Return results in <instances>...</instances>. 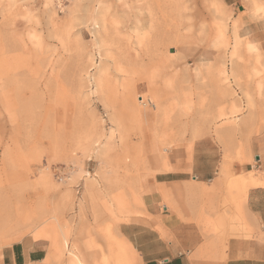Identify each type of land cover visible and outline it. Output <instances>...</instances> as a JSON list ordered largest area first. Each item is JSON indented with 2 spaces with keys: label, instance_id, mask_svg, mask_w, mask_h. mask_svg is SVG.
<instances>
[{
  "label": "rangeland",
  "instance_id": "1",
  "mask_svg": "<svg viewBox=\"0 0 264 264\" xmlns=\"http://www.w3.org/2000/svg\"><path fill=\"white\" fill-rule=\"evenodd\" d=\"M241 1L0 0V264L24 238L45 264H138L120 225L192 208L253 234L232 183L264 177V0ZM195 150L217 177L166 182Z\"/></svg>",
  "mask_w": 264,
  "mask_h": 264
},
{
  "label": "crops",
  "instance_id": "2",
  "mask_svg": "<svg viewBox=\"0 0 264 264\" xmlns=\"http://www.w3.org/2000/svg\"><path fill=\"white\" fill-rule=\"evenodd\" d=\"M240 10L241 0H224ZM258 34V32H253ZM209 152L194 151L188 171L166 172L168 183H207L219 174L220 162ZM239 176V175H238ZM259 186L248 190L245 208L253 226L247 237L233 236L225 242L217 234L203 232L197 211L184 213V219L166 214L158 228L141 221L120 225L119 233L136 251L138 264H264V177ZM158 221V219H157ZM48 246L43 239L24 238L2 250V264H45Z\"/></svg>",
  "mask_w": 264,
  "mask_h": 264
},
{
  "label": "bare ground",
  "instance_id": "3",
  "mask_svg": "<svg viewBox=\"0 0 264 264\" xmlns=\"http://www.w3.org/2000/svg\"><path fill=\"white\" fill-rule=\"evenodd\" d=\"M142 5H143V9H144V7L146 8V10H145V13H146L145 22H147V23L150 21L152 22V20L150 18L151 10L149 9V6H151V5H148L147 3H143ZM147 17H148V19H147ZM151 22H150V24H151ZM220 74H221V72L219 71L218 75H220ZM227 79H228V77L225 76L224 80H227ZM248 102H251V101L248 100ZM232 184H234V186L236 185L239 187L240 193L237 191V189H236V191L239 193V195L241 194V197L244 198V200H246L245 198H246V195H247L249 188L259 186L260 184H263V183H261V180L255 178V177H252L249 175L247 177H245L243 175H239L238 177H236L234 179V182ZM242 201H243V199H242ZM105 263L106 262H103L102 264H105ZM97 264H99V263H97ZM114 264H120V261L119 262L116 261Z\"/></svg>",
  "mask_w": 264,
  "mask_h": 264
}]
</instances>
